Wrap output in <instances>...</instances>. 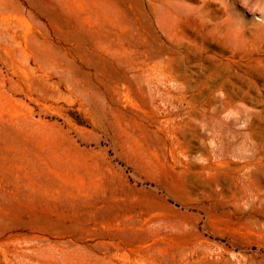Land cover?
I'll list each match as a JSON object with an SVG mask.
<instances>
[{"label": "rangeland", "instance_id": "obj_1", "mask_svg": "<svg viewBox=\"0 0 264 264\" xmlns=\"http://www.w3.org/2000/svg\"><path fill=\"white\" fill-rule=\"evenodd\" d=\"M0 264H264V0H0Z\"/></svg>", "mask_w": 264, "mask_h": 264}]
</instances>
